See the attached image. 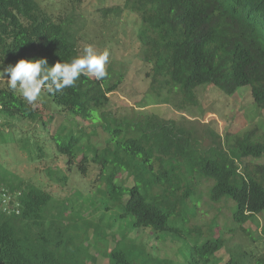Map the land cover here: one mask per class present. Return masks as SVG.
Here are the masks:
<instances>
[{
    "label": "trees",
    "instance_id": "1",
    "mask_svg": "<svg viewBox=\"0 0 264 264\" xmlns=\"http://www.w3.org/2000/svg\"><path fill=\"white\" fill-rule=\"evenodd\" d=\"M121 10L140 22L138 57L150 67L146 93L156 105L182 113L194 110L195 90L210 86L229 97L249 88L252 105L258 113L264 110V0H123ZM71 24L69 19L53 20L35 0H0L2 69L20 59L46 58L49 66L70 62L77 57ZM107 72L102 80L82 74L74 87L43 92L61 113L94 124L97 111L122 83L121 70ZM0 116L41 120L37 105L8 86L0 89ZM100 119L107 139L91 157L81 138L66 127L51 140L57 154L68 157L67 164L75 162L80 174H86L88 164L97 171L93 198L107 222L119 226L120 237L111 250L100 226L92 229L93 248L107 264H178L150 259L124 235L126 228L179 242L182 264H221L216 254L225 240L217 218L197 222L201 183L208 184L209 202L230 204L231 222L251 242L264 238V226L261 237L243 228L247 223L258 227L256 217L264 213V163L248 161L264 156L260 128L226 134L222 140L215 136L212 146L201 150L193 132L173 121L150 116L127 125L105 114ZM26 142L22 149L29 158L35 151L36 158L44 155L36 144L28 149ZM58 182L63 185L66 178ZM67 214V205H56L51 192L2 174L0 264H88L84 244L91 224L78 215L62 219ZM251 258V252H230L223 264H264V256Z\"/></svg>",
    "mask_w": 264,
    "mask_h": 264
},
{
    "label": "rangeland",
    "instance_id": "2",
    "mask_svg": "<svg viewBox=\"0 0 264 264\" xmlns=\"http://www.w3.org/2000/svg\"><path fill=\"white\" fill-rule=\"evenodd\" d=\"M35 1L53 20H71L77 56L82 55L85 45H93L99 51L108 50L110 55L107 69L121 70L123 79L118 89L108 95V105L97 111L94 124L61 113L50 103L43 91L41 98L35 102L41 120L33 123L20 119L5 120L0 116V177L5 174L7 178L30 182L51 192L56 205L61 203L67 205L68 214L62 219L78 215L90 222L89 240L84 244L89 255L87 263L107 264V260L99 256L93 248L92 229L100 226L111 250L119 240V226L117 224L111 226L107 222V215L93 198V182L97 174L95 167L88 164L86 174L82 175L78 172L75 162L67 164L68 157L61 156L55 151L51 137L60 127H66L73 135L79 136L80 144L85 148L87 156L91 157L93 150L101 149L107 139V135L100 128L101 114H105L116 123L127 125H134L147 117L156 116L173 121L176 125H183L192 131L201 150H205L212 146L216 140L215 136L222 140L226 134L241 133L253 126L264 132V110L258 113L252 105L249 88H242L229 97L210 86L195 90L198 108L194 110L182 113L168 105H156L146 93L149 80L145 74L150 67L138 57L137 31L140 22L135 15L121 10L123 0ZM7 86L6 81H0V89ZM15 93L22 97L18 89ZM42 123L46 124V129ZM26 141L28 149H32L33 144H36L44 155L36 158L38 152L35 151L33 158H29L27 151L22 149ZM248 161L264 163V156L259 160ZM63 176L66 182L62 185L58 180ZM126 185H132L131 178L126 179ZM207 186V183H201L199 186L201 194L197 193L199 200L197 222L204 224L214 217L217 218L218 230L225 240V247L216 254L221 264L228 261L230 252H251L253 261L264 256L262 239L251 242L247 234L233 225L229 203L209 202ZM231 206L233 211V204ZM256 218L258 227L247 223L243 228L248 230L250 235L261 237L264 213ZM124 235L133 240L135 245H140L150 259L162 258L182 264L183 258L179 253L181 244L172 238L163 236L159 239L146 229L126 228Z\"/></svg>",
    "mask_w": 264,
    "mask_h": 264
},
{
    "label": "clouds",
    "instance_id": "3",
    "mask_svg": "<svg viewBox=\"0 0 264 264\" xmlns=\"http://www.w3.org/2000/svg\"><path fill=\"white\" fill-rule=\"evenodd\" d=\"M109 55L108 50L99 51L93 45H85L82 55L52 66L46 58L20 59L0 70V81H6L10 90L18 89L22 97L33 104L41 98L42 91L56 94L74 87L82 74L96 80L106 78Z\"/></svg>",
    "mask_w": 264,
    "mask_h": 264
},
{
    "label": "built area",
    "instance_id": "4",
    "mask_svg": "<svg viewBox=\"0 0 264 264\" xmlns=\"http://www.w3.org/2000/svg\"><path fill=\"white\" fill-rule=\"evenodd\" d=\"M261 244L264 247V238H262Z\"/></svg>",
    "mask_w": 264,
    "mask_h": 264
}]
</instances>
